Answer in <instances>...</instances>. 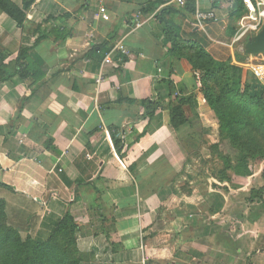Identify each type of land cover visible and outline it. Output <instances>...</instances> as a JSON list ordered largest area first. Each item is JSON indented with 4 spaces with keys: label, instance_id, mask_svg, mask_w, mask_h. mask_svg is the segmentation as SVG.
<instances>
[{
    "label": "crops",
    "instance_id": "crops-1",
    "mask_svg": "<svg viewBox=\"0 0 264 264\" xmlns=\"http://www.w3.org/2000/svg\"><path fill=\"white\" fill-rule=\"evenodd\" d=\"M154 1L33 0L23 27L0 11L3 75L20 50L28 57L24 78L0 79V183L20 190L0 186L8 223L45 238L69 212L78 247L95 253L84 264H264V193L250 195L264 186L255 185L262 171L212 188L223 166L218 124L188 60L169 55L159 21L140 12ZM194 2L183 19L162 16L214 60L245 67L233 0ZM197 11L217 20L196 27ZM138 14L144 24L134 29ZM38 26L46 37L35 43ZM116 44L125 53L103 65ZM181 99L184 121L173 127Z\"/></svg>",
    "mask_w": 264,
    "mask_h": 264
},
{
    "label": "trees",
    "instance_id": "trees-1",
    "mask_svg": "<svg viewBox=\"0 0 264 264\" xmlns=\"http://www.w3.org/2000/svg\"><path fill=\"white\" fill-rule=\"evenodd\" d=\"M167 1L155 0L143 7L140 12L148 16L153 14L152 17L159 21L162 35L168 41V54L179 59L185 57L194 71L201 74V93L217 121L219 130L220 142L213 147L223 163L222 168L212 176L210 182L212 188L227 191L231 185V176L250 177L252 172L249 163L264 160V87L252 85L247 68L230 61H216L202 46L183 40L180 26L162 16L171 12L183 19L186 13H194V0H185L180 10L170 6L172 3ZM32 2L33 0H27L20 8L10 0H0V11L13 19L19 27H23L26 21L25 11ZM233 4L234 15L239 18L244 11L242 0H233ZM161 5H167V8L159 9ZM34 32L38 33L35 43L46 37L39 26ZM109 50L110 47L105 52ZM27 62V49H22L17 58L10 63L16 66L13 72L4 76L3 71L6 67L0 65V79H8L16 74L24 78ZM182 104L183 99L170 108V122L173 127L184 121ZM148 116L150 117L151 113H148ZM111 138L115 145L114 135H111ZM222 147L235 150L236 160L232 155L224 153ZM15 172L16 170L12 173ZM262 175L264 176V166ZM9 176L11 177V173ZM0 186L20 191L9 184L6 178ZM262 193L264 186L252 189L250 195L256 199ZM26 194L32 196L27 191ZM32 198L39 201V197ZM79 229L80 223L67 212L55 222L47 237L27 236L23 239L17 230L7 224L5 202L0 200V264H80L88 258L93 260L95 255L87 258V254L78 247L76 234Z\"/></svg>",
    "mask_w": 264,
    "mask_h": 264
},
{
    "label": "built area",
    "instance_id": "built-area-1",
    "mask_svg": "<svg viewBox=\"0 0 264 264\" xmlns=\"http://www.w3.org/2000/svg\"><path fill=\"white\" fill-rule=\"evenodd\" d=\"M212 2H217L218 0H211ZM177 3L180 6H183L185 0H168L167 3ZM242 3L245 7V12L240 16L237 22V27L235 29L233 38L234 41H240L250 36L257 34L264 23V0H242ZM102 19L108 20V16L105 13L101 14ZM150 16L149 18H151ZM195 23L196 27H203L206 20L216 21V15L212 11H197L195 14ZM144 24L140 20V14L137 15L136 21L134 24V29L142 27ZM122 52L125 53V50L119 45L116 44L108 53L105 54L103 58V65L109 64L112 62L113 53ZM256 58L249 56L248 60L245 62V67L248 68L253 77L257 78L262 84L264 83V64L262 62H254L252 59ZM101 79V76H99ZM194 81L198 89H201V74L199 72H194ZM202 103H206V99L201 98ZM72 200V198L70 199Z\"/></svg>",
    "mask_w": 264,
    "mask_h": 264
},
{
    "label": "rangeland",
    "instance_id": "rangeland-1",
    "mask_svg": "<svg viewBox=\"0 0 264 264\" xmlns=\"http://www.w3.org/2000/svg\"><path fill=\"white\" fill-rule=\"evenodd\" d=\"M254 62H262L263 64H264V55H260V56H257L256 58H253L252 59ZM247 70L249 71V76L252 78L253 77V75H252V73H251V71L247 68ZM254 78V77H253ZM255 79V81L257 82V86H259L260 85V87L261 86H263L264 87V83L263 84H260L259 83V81H257L256 80V78H254ZM224 153H228L227 155H232V157L234 158V160H236V158H237V153H236V151L235 150H229V151H224ZM249 165H250V171L252 172V171H254L255 173H257L258 175L256 176V177H259V173H258V170H260L261 169V171H262V169H263V166H264V160L262 161V162H260V161H251L250 163H249ZM252 176V175H251ZM250 176V177H251ZM264 183V178H259V179H257L256 181H255V185L256 186H261V184H263ZM254 183L252 182V185H253ZM264 196V195H263ZM10 220V219H9ZM11 221V220H10ZM6 222H7V224L10 226V227H12L13 229H15V230H17L18 232H19V234H20V236L23 238V239H25L27 236H30V237H32L31 235H28L27 234V231H30L29 229H27L26 228V226H25V224H24V222H16L15 220H13V221H11V222H9L8 223V220H7V217H6ZM22 233V234H21ZM27 234V235H26ZM45 237H47V235L45 236ZM84 253H86L87 255H86V257L88 258V257H92V255H95V253L94 252H84ZM85 255V254H84ZM89 261H91V259H87V260H85V261H82V262H80V264H84L85 262H89Z\"/></svg>",
    "mask_w": 264,
    "mask_h": 264
},
{
    "label": "water",
    "instance_id": "water-1",
    "mask_svg": "<svg viewBox=\"0 0 264 264\" xmlns=\"http://www.w3.org/2000/svg\"><path fill=\"white\" fill-rule=\"evenodd\" d=\"M242 50L244 54L253 57L264 55V23L257 34L247 38Z\"/></svg>",
    "mask_w": 264,
    "mask_h": 264
}]
</instances>
